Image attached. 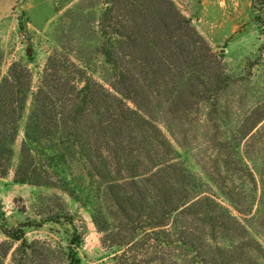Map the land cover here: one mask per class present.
I'll list each match as a JSON object with an SVG mask.
<instances>
[{
  "label": "rangeland",
  "instance_id": "rangeland-1",
  "mask_svg": "<svg viewBox=\"0 0 264 264\" xmlns=\"http://www.w3.org/2000/svg\"><path fill=\"white\" fill-rule=\"evenodd\" d=\"M112 1L111 24L128 21L122 34L152 35L155 17L138 14L133 30L131 0ZM170 1L208 45L201 49L204 63L191 67L192 47L156 49L147 38L141 47L114 45L132 101L114 88L101 52L107 0H0V83L13 65L25 68L30 81L10 169L0 179L3 226L42 223L25 228L22 246L0 230V264H67L73 228L46 221L60 214L72 217L81 237V264H264V7L257 0ZM127 4L129 11L119 9ZM52 63L72 103L78 105L85 82L98 93L75 127L67 118L74 105L50 106L58 122L52 131L80 134L89 162L74 163V172L88 181L89 171L99 194L106 184L98 172L120 183L135 177L149 199L143 208L125 203L120 213L103 198L110 216L105 232L60 189L12 182L34 95ZM150 177L152 184L142 182ZM160 203L175 210L162 218ZM190 242L199 253L186 250Z\"/></svg>",
  "mask_w": 264,
  "mask_h": 264
},
{
  "label": "trees",
  "instance_id": "trees-1",
  "mask_svg": "<svg viewBox=\"0 0 264 264\" xmlns=\"http://www.w3.org/2000/svg\"><path fill=\"white\" fill-rule=\"evenodd\" d=\"M257 1L264 7V0ZM130 2H132L130 4V13L135 15L133 18V30H137L140 27L136 24L139 17L138 14L149 12L150 16L155 17L152 35L140 38L139 33H133L132 35L122 34L121 30L126 26L125 23H128V21H121L112 25L111 13L116 10V5L112 0H107V7L102 14L100 22V30L103 37L101 52L105 57L106 63L112 67L114 72V88L124 98L135 101L136 96L132 95V90L127 83L126 76L123 71L119 70L118 58L113 52L114 45H121L126 41L135 48L141 47L142 42L147 38L156 49L163 47V50L170 51L172 47L175 49H188L192 47L189 54L194 56L191 65V67L194 66L193 68H197L204 63V58L201 57L202 46L207 51L209 47L197 31L191 27L190 21L175 8L170 0H131ZM126 7H128V4L123 8L119 6V9L122 11ZM124 10L129 11L128 9ZM159 31L165 33L160 34ZM172 56L173 53H171ZM48 69L51 71L48 74L50 78H46L42 82V86L34 95L33 109L24 127L20 161L15 168L12 182L18 185L45 186L60 189L91 214L92 222L99 232H105L109 229L108 217H110L107 215L108 212H106V201L120 213H126L124 208L125 203H128L132 208L136 205L143 208L149 199L143 195L145 190L139 186L140 184L134 182L135 177H131L128 182L123 181L120 183L118 181H108L104 175H101L103 172H98L96 176L98 179H103L101 183L106 184L104 193L99 194L100 187L98 185L100 183L96 185L92 181L93 176H91L89 171L85 173L86 176H89L88 181H84L83 177H80L81 175H77L74 172V168L81 165V161L84 164L89 162L88 158H84L81 153L82 146L78 143L80 141V134L75 128L60 133L52 131L53 129L50 127H58V122L56 118L54 119L55 115L54 112L50 111V106L54 107L59 102L58 106L61 109V107L63 108V100L74 105L73 108L75 109L71 113L69 112L67 118L70 119L71 125L75 127L79 117L85 113V106L89 104V100L98 93L97 90L93 89L89 81L85 82L84 86L77 91V95H81V97H79L78 105H76L66 97L69 93L63 90L66 87L65 85L62 86V81L56 80L57 77H60L61 73L58 67L52 63V69L51 67ZM70 88V94H73L75 89L73 87ZM29 89L28 72L25 68L17 65L12 66L7 78L3 79L0 83V179L7 176L10 169V161L13 155L12 146L17 135V122L21 117ZM59 91L62 93L61 97L55 98V94ZM144 123L149 124L146 121ZM159 136L161 135L159 134ZM162 145L165 144L163 143ZM166 153H170L168 148H166ZM74 163L77 165L73 168ZM182 176V184H188L187 176L185 174ZM151 177L154 176L152 175ZM151 177L142 180V182L146 185L152 184L153 178ZM128 187L131 191H127ZM183 191L185 193V190ZM103 198L105 202H102ZM136 198H138L137 202ZM179 201H182V199H179ZM165 202L171 203L172 198L165 199ZM163 204L160 203L159 205L163 210L161 217L165 218L166 215H169L175 209H166L167 207ZM134 210L136 209L134 208ZM3 221L4 213L0 208V230L11 240L20 241L21 246L25 244V228L42 226V223H24L20 224L17 228L7 229L3 226ZM46 221L53 223L63 221L72 226L67 264H81L76 253V248L80 245L81 237L73 226L72 217L60 214L50 217ZM153 225L156 227L157 223L153 222L149 226L152 227ZM134 228H137L136 224ZM188 245L186 247L187 251H191L192 254L199 253V247L197 248L195 243L190 242Z\"/></svg>",
  "mask_w": 264,
  "mask_h": 264
},
{
  "label": "water",
  "instance_id": "water-1",
  "mask_svg": "<svg viewBox=\"0 0 264 264\" xmlns=\"http://www.w3.org/2000/svg\"><path fill=\"white\" fill-rule=\"evenodd\" d=\"M27 54H28V56L31 55V49H28V50H27Z\"/></svg>",
  "mask_w": 264,
  "mask_h": 264
}]
</instances>
